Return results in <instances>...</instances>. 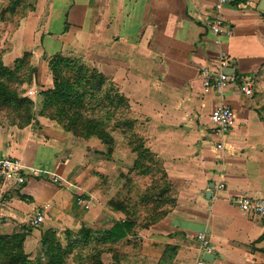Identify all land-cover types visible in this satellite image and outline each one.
Wrapping results in <instances>:
<instances>
[{
  "label": "crops",
  "instance_id": "0c3cea01",
  "mask_svg": "<svg viewBox=\"0 0 264 264\" xmlns=\"http://www.w3.org/2000/svg\"><path fill=\"white\" fill-rule=\"evenodd\" d=\"M261 1L237 0L217 11L216 0H0V43L8 44L7 54H31L38 71L49 70L55 57L77 58L102 74L124 97L146 148L177 190L174 214L140 232L104 209L106 219H116L104 231L120 224L125 232L102 240L116 248L118 264H196L200 258L207 264H264V219L233 203L240 197L264 199ZM215 17L226 21L230 35L218 39L209 31ZM221 54L231 61L229 74L252 77V96L239 83L222 96L204 92L201 71ZM219 103L235 114L224 134L210 120ZM41 110L37 125L0 132V160L15 158L42 176L23 185L0 184V228L11 231L42 211L44 221L71 213L65 228L77 234L94 230L102 211L80 210L69 186L79 142ZM54 176L63 183H53ZM199 233L206 235L210 252L199 248ZM112 259L102 263L115 264Z\"/></svg>",
  "mask_w": 264,
  "mask_h": 264
},
{
  "label": "rangeland",
  "instance_id": "374dc122",
  "mask_svg": "<svg viewBox=\"0 0 264 264\" xmlns=\"http://www.w3.org/2000/svg\"><path fill=\"white\" fill-rule=\"evenodd\" d=\"M7 49L8 44L0 43V62L12 73L5 75L4 81L0 82L6 84L18 99L23 98L27 101L19 105H0V132L3 131L4 134L38 124L36 116L44 104L43 92L54 88L56 73L52 67L57 61L54 59L51 62L49 70L38 71L31 54L26 53L16 59L13 55L7 54ZM64 60L58 65V68L62 70L60 71L61 80L72 83L79 81L78 85L73 84L75 91L83 92L85 102L81 114L90 120L104 123L103 127L114 138V142L109 145L100 144L96 139L84 140L73 135L79 142V145H75L78 146L80 155L77 170L74 171L73 176L70 175L73 185L69 186L82 200V204L79 203L80 210H83L82 207L85 206V209L102 211L97 214V221L100 222L97 228L91 230L92 239L88 241V244L83 241L84 236L65 228L66 220L69 224L73 221L69 218L72 216L71 213L62 216L61 219L57 218L58 214H51L38 226H33L30 220L25 224L17 223L14 229H10L11 231L6 232L0 228L3 231L0 235L2 233H8L11 236L26 235L22 246L24 253L28 256V264L49 263L41 243L42 234L49 230L56 233L68 253L65 264H97L96 260L110 262L112 257L115 264H118L119 254L116 248L103 244L100 240L105 227L116 222V219L104 217V209L107 206L110 207L120 220L125 219L137 225V230L133 233L140 232L139 230L146 225L165 218L177 209L178 198L174 195V193L177 194V190L167 180L163 166L154 160L146 148L145 136L138 130L139 121L134 120V117L127 113V104L116 108L105 100L107 94L114 95L115 89L113 87L111 89V86L104 83L100 87L101 94H96L85 82L105 81L104 76L99 75L98 72L96 77L93 76L95 74L93 70L77 58L67 57ZM98 75L101 76L100 79L97 78ZM259 84H262L261 88L264 87L262 79ZM259 93V91L256 92V94ZM56 109L68 110L69 108L67 105H58ZM28 119H31L29 123L26 122ZM129 121L134 122L132 128L128 127ZM41 177L39 173L38 178ZM117 208L125 211H117ZM68 231L72 233L68 235Z\"/></svg>",
  "mask_w": 264,
  "mask_h": 264
},
{
  "label": "trees",
  "instance_id": "16d2710c",
  "mask_svg": "<svg viewBox=\"0 0 264 264\" xmlns=\"http://www.w3.org/2000/svg\"><path fill=\"white\" fill-rule=\"evenodd\" d=\"M55 59H57V61L52 67L56 73L54 88L43 92L45 99L40 115L46 116L47 118L57 122L65 131L78 138L84 140L96 139L100 142V144H112L114 142V138L108 131L105 130V127H103L105 126L104 123L90 120L81 114V109L84 107L85 102L83 99V92L75 91L73 84L76 83L78 85L79 81H73V83L71 81H62L60 76V71L62 70L58 68V65L63 63L65 60L63 57H55ZM11 73L12 71L3 66L0 62V81H4L5 75ZM93 73H95L93 76L98 74L97 71L94 70ZM98 76L97 78L100 79L101 76ZM85 82L91 86L90 89L92 92L95 91L96 94H101L100 87L102 84L106 83L105 81ZM105 100L110 102V105H115L116 108L122 104H126L124 97L121 96L116 89L114 95L107 94ZM25 101L27 100L23 98L18 99L17 95L11 91L6 84L0 82V105H19ZM58 105H67L69 109L57 110L56 107ZM30 120L31 119H28L26 122L29 123ZM133 124V121H129L128 127L132 128ZM117 211L124 212L125 210L117 208ZM71 233L72 232L68 231V235ZM80 234L84 236L83 241L87 244L88 241L92 239V232L89 229L81 230ZM124 234L125 232L123 231V226L117 224L111 231H104L100 240H103L106 236L117 239ZM25 239V234H16L13 236L0 235V264H28V256L24 253L22 246ZM41 243L43 253L49 261L48 264L66 263L68 253L63 248L55 232L49 230L48 232L43 233L41 236ZM96 262L97 264H103L102 260H96Z\"/></svg>",
  "mask_w": 264,
  "mask_h": 264
},
{
  "label": "built area",
  "instance_id": "2783aa9c",
  "mask_svg": "<svg viewBox=\"0 0 264 264\" xmlns=\"http://www.w3.org/2000/svg\"><path fill=\"white\" fill-rule=\"evenodd\" d=\"M237 0H216L217 11L224 5L234 3ZM246 1V0H241ZM209 31L218 39L224 35H230L231 30L226 21L221 17H215L213 21L208 23ZM217 39V40H218ZM219 42V41H218ZM230 60L226 55L221 54L214 61L208 63L201 71L203 81V90L205 93L215 92L218 96H222L225 89L239 83L241 92L250 97L254 92V81L251 76L245 75L237 77L234 74H228L227 69L230 67ZM210 120L217 134H224L234 123L235 114L233 109L224 103L213 110L210 115ZM222 148V145L218 146ZM30 177H39V172L25 170L22 163L12 157H3L0 160V184L6 181H14L18 185H23ZM53 183L62 184L60 177L54 176L51 178ZM78 203L82 204L81 198H77ZM233 203L247 215H252L260 219H264V199L252 197H240L233 200ZM85 207V206H84ZM44 222V213L37 212L31 220L33 226H38ZM199 248L205 252H210V244L204 233H199L197 236ZM196 264H207L206 260L200 258Z\"/></svg>",
  "mask_w": 264,
  "mask_h": 264
},
{
  "label": "water",
  "instance_id": "95a60500",
  "mask_svg": "<svg viewBox=\"0 0 264 264\" xmlns=\"http://www.w3.org/2000/svg\"><path fill=\"white\" fill-rule=\"evenodd\" d=\"M260 10H261V11H264V0L261 1ZM227 70H228V69H227ZM227 73L229 74L228 71H227Z\"/></svg>",
  "mask_w": 264,
  "mask_h": 264
}]
</instances>
